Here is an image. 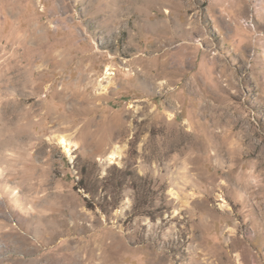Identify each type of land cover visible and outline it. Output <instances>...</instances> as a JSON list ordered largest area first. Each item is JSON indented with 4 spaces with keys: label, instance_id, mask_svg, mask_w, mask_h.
I'll return each instance as SVG.
<instances>
[{
    "label": "rangeland",
    "instance_id": "374dc122",
    "mask_svg": "<svg viewBox=\"0 0 264 264\" xmlns=\"http://www.w3.org/2000/svg\"><path fill=\"white\" fill-rule=\"evenodd\" d=\"M0 264H264V0H0Z\"/></svg>",
    "mask_w": 264,
    "mask_h": 264
},
{
    "label": "bare ground",
    "instance_id": "6f19581e",
    "mask_svg": "<svg viewBox=\"0 0 264 264\" xmlns=\"http://www.w3.org/2000/svg\"><path fill=\"white\" fill-rule=\"evenodd\" d=\"M57 141L58 143L63 147V150L66 153H70L71 149H72V142L68 139V137L66 135L63 134H59L57 135ZM121 147L120 146H114L112 148V150L109 152V154L107 155V160L109 162H115L117 159L120 158L121 156Z\"/></svg>",
    "mask_w": 264,
    "mask_h": 264
}]
</instances>
